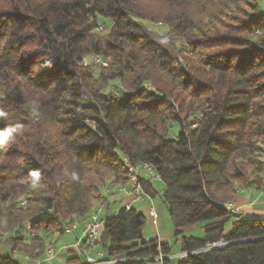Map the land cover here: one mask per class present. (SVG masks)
I'll list each match as a JSON object with an SVG mask.
<instances>
[{"label": "trees", "instance_id": "obj_1", "mask_svg": "<svg viewBox=\"0 0 264 264\" xmlns=\"http://www.w3.org/2000/svg\"><path fill=\"white\" fill-rule=\"evenodd\" d=\"M6 1L0 264H22L14 254L43 260L52 236L127 182L125 162L157 172L176 234L202 227L201 237L181 235L176 264H264V216L227 206L264 185V0H163L159 13L141 0ZM97 16L111 20L107 33L96 31ZM91 54L97 74L84 63ZM115 81L124 96L110 89ZM141 182L154 198L152 180ZM120 200L117 210L106 200L114 212L101 215L106 258L170 255L168 242L143 238L144 214Z\"/></svg>", "mask_w": 264, "mask_h": 264}, {"label": "crops", "instance_id": "obj_2", "mask_svg": "<svg viewBox=\"0 0 264 264\" xmlns=\"http://www.w3.org/2000/svg\"><path fill=\"white\" fill-rule=\"evenodd\" d=\"M162 189H163V186H162ZM109 196H113V194L107 195V200ZM113 200H110V202ZM232 204L237 209V211L235 212L243 216H258V217L264 216V185L260 188L250 187V188L240 189L238 191V195L236 196L234 201H232ZM136 205L140 206V208L137 209L135 207ZM151 205L154 207L156 211L155 216H152L149 213V208ZM131 207L141 213H142V211L140 210L142 209L141 207L144 208L145 224L142 229V236L144 239L156 238L158 242H163V243L168 242L169 244L173 238L175 239V242L177 243L179 250L174 253L171 250V254L166 259L165 264H176L184 256L183 252L180 250L181 235H185V236L192 235V236L199 237V230H201V233L203 234L202 227H198V226H189V227L181 228L180 235L176 234L175 230L172 228L170 220L169 219H168L169 221L167 220V216L165 214L166 210L164 209L162 203H159V202L155 203L154 198L148 195H145L143 199H137V200L132 201ZM111 211H113V209H111L110 212ZM107 212L109 211L107 210ZM104 213L106 212L104 211L102 213V216ZM81 223L82 221L77 222V228L73 231V232H76L77 234V236L75 237V241L81 238ZM73 244L65 250V253L62 259L58 258V255H56L54 251L48 249L47 254H49V256L34 264H40L42 262H45V260L53 259V258L57 259L59 264H68L67 260L69 258H75V257L77 258L72 260L71 264H84L86 261L85 255L92 257V258H98L97 252L101 251L99 246L96 245L95 247L87 250L84 254V253H80L76 251V249L73 247ZM68 250H73V252L69 253ZM0 252H6V248L1 247ZM24 257L27 261H30L29 258H26V256ZM103 258H106V255L104 253L102 254V256L99 257V259H103ZM102 264H115V263L106 262ZM147 264H162V263L159 260H151V261H147Z\"/></svg>", "mask_w": 264, "mask_h": 264}, {"label": "rangeland", "instance_id": "obj_3", "mask_svg": "<svg viewBox=\"0 0 264 264\" xmlns=\"http://www.w3.org/2000/svg\"><path fill=\"white\" fill-rule=\"evenodd\" d=\"M33 2L36 1H41V0H32ZM145 5H147L153 12L155 13H159L162 12L165 9V4L163 2V0H141ZM259 5L261 7H263L262 2H259ZM7 6V1L6 0H0V9H3ZM97 22L99 24V27L97 28V32L104 34L107 33L110 30L111 27V20L109 18H103L101 16H97ZM143 23L152 31L158 33V34H166L167 33V26L159 21H148V20H144ZM97 59V60H96ZM100 61V58H98L96 55L92 54L90 56L85 57L84 59V63L86 65H88V67L94 72V74H97V72L99 71V67L101 66L98 62ZM107 61V60H106ZM110 89H112L113 91L120 93V96H124L125 92H123L119 85L117 84V82L115 81L114 83H111L110 85ZM178 125L175 123L172 125V127L169 129L168 131V137L172 138V139H176L177 135H178ZM152 184L153 187L155 189V191L157 192L156 196L154 197V201L155 203H162L161 197H160V192L162 190V182L161 180H152ZM106 193V192H105ZM104 193V194H105ZM110 194V192H109ZM123 195H121V193H114L113 196H109L108 200H113V199H117L116 205L114 206V210H117L118 207L123 205V200L122 199ZM163 205V204H162ZM137 209L140 208V206L136 205L135 206ZM142 209H140L142 211V214H144L145 216V211L144 208L141 207ZM111 210V209H110ZM110 210H108L110 212ZM94 211V210H93ZM107 212V210H103V212ZM101 213V215H102ZM166 216H167V220L169 219L167 212H165ZM169 221V220H168ZM77 223V222H76ZM200 227V226H198ZM76 232H71V233H63L61 235H59L58 237H56L55 235L52 236V240H54L53 246H50L49 249L54 251V253L56 255H58V258L62 259L65 253V250L70 247L74 242H75V237L77 236ZM202 236L201 230H199V237ZM171 245V250L172 252H177L179 250V247L177 245V243L175 242V239L173 238L172 241L170 242ZM47 252V251H46ZM15 257L22 263V264H34L37 263L38 260H30L27 261L25 259L24 256L19 255V254H14ZM49 256V254H45L44 258H47ZM41 261V260H39ZM40 264H59V262L57 261V259H48L45 260V262H42Z\"/></svg>", "mask_w": 264, "mask_h": 264}, {"label": "built area", "instance_id": "obj_4", "mask_svg": "<svg viewBox=\"0 0 264 264\" xmlns=\"http://www.w3.org/2000/svg\"><path fill=\"white\" fill-rule=\"evenodd\" d=\"M145 164V171L143 172H136L132 169V180L127 181V184L120 185V193L123 195L124 198V206L126 209H129L131 207V202L137 199H143L145 197V194L143 192L142 188V179H157L159 180V175L157 172L153 169V167L149 163ZM107 193L104 195V199L102 200V208L94 212V215L91 216V219H83L81 223V238L77 239L75 243L73 244V247L76 249V251L80 253H84L95 247L97 245L98 237L102 231V218L101 213L105 209V206L107 204ZM108 201V200H107ZM231 210L237 211L235 207H231ZM149 213L152 216L156 215V211L154 207L151 205L149 208ZM77 228V223H73V225H68L65 227V233H71ZM222 245L223 243H218ZM103 251L97 252L98 258H92L87 255H85L86 261L84 264H102V263H118L120 261L114 260V259H99L100 256H102ZM185 255V253H183ZM169 255L162 256L159 255L154 260H159L161 263L164 259L168 258Z\"/></svg>", "mask_w": 264, "mask_h": 264}, {"label": "bare ground", "instance_id": "obj_5", "mask_svg": "<svg viewBox=\"0 0 264 264\" xmlns=\"http://www.w3.org/2000/svg\"><path fill=\"white\" fill-rule=\"evenodd\" d=\"M93 56V55H92ZM97 60V59H96ZM125 165L127 166V168H128V179H127V181H131L132 180V169L134 170V171H136V172H143V171H145V164L143 163L142 165H140V166H136V167H134V166H131V165H129L127 162H125ZM125 184H127V182L125 183ZM116 192L117 193H120V185L116 188ZM106 193H108V195H110L109 194V192L106 190ZM105 193V194H106ZM104 194V195H105ZM102 198V197H101ZM103 200V199H102ZM227 206H229L230 208L231 207H234V205L232 204V202H229V203H227ZM102 208V201L96 206V208L94 209V211H92V213L86 218V219H91V216H93L94 215V212H97V211H99L100 209ZM114 212V211H113ZM64 231H65V229H64Z\"/></svg>", "mask_w": 264, "mask_h": 264}, {"label": "water", "instance_id": "obj_6", "mask_svg": "<svg viewBox=\"0 0 264 264\" xmlns=\"http://www.w3.org/2000/svg\"><path fill=\"white\" fill-rule=\"evenodd\" d=\"M151 260H154V259L153 258L147 259V261H151ZM115 264H118V263H115Z\"/></svg>", "mask_w": 264, "mask_h": 264}]
</instances>
